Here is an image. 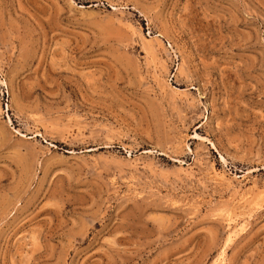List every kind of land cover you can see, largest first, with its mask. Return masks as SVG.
<instances>
[{"label":"rangeland","instance_id":"374dc122","mask_svg":"<svg viewBox=\"0 0 264 264\" xmlns=\"http://www.w3.org/2000/svg\"><path fill=\"white\" fill-rule=\"evenodd\" d=\"M0 264H264V0H0Z\"/></svg>","mask_w":264,"mask_h":264}]
</instances>
